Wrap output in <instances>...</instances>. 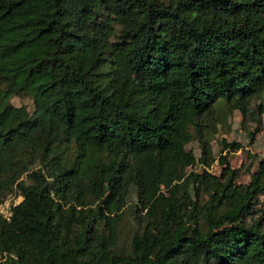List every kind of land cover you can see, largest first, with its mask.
Here are the masks:
<instances>
[{
  "label": "trees",
  "instance_id": "obj_1",
  "mask_svg": "<svg viewBox=\"0 0 264 264\" xmlns=\"http://www.w3.org/2000/svg\"><path fill=\"white\" fill-rule=\"evenodd\" d=\"M235 109L264 0H0V264H264V160L223 183L206 139Z\"/></svg>",
  "mask_w": 264,
  "mask_h": 264
},
{
  "label": "rangeland",
  "instance_id": "obj_2",
  "mask_svg": "<svg viewBox=\"0 0 264 264\" xmlns=\"http://www.w3.org/2000/svg\"><path fill=\"white\" fill-rule=\"evenodd\" d=\"M14 102L17 105L24 102L28 103L19 99H15ZM262 117L263 124L253 137H251L250 133L254 130L255 123L247 121L246 125L242 126L238 109L234 110L233 119L231 118L228 121L221 119L215 131L206 133V139L216 159H218V152L223 147V140L237 145V149L227 155L225 164L216 160L213 168V173L220 177L223 183H227L232 171H236V183L246 185L250 182L252 175L258 171L261 162L264 160V110ZM195 138L192 146L199 157L201 145L197 137ZM223 155H226V152ZM21 200L19 198L15 200V203L14 200H8L4 205L0 206V214L9 217L12 205L19 203ZM202 216L204 219L206 218L204 214ZM135 230L136 226L129 218L124 231L125 239L129 240Z\"/></svg>",
  "mask_w": 264,
  "mask_h": 264
}]
</instances>
